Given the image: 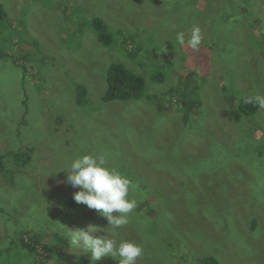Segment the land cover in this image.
<instances>
[{"label":"rangeland","instance_id":"374dc122","mask_svg":"<svg viewBox=\"0 0 264 264\" xmlns=\"http://www.w3.org/2000/svg\"><path fill=\"white\" fill-rule=\"evenodd\" d=\"M252 2L222 0L213 14L207 0H0V264H93L64 236L112 231L67 183L83 155H103L135 186L114 238L143 248L137 264H264V109L242 111L264 96V0L250 15ZM228 5L259 40L253 53L237 44L244 27L226 30ZM112 64L143 78L141 99L103 101Z\"/></svg>","mask_w":264,"mask_h":264},{"label":"clouds","instance_id":"9594fccd","mask_svg":"<svg viewBox=\"0 0 264 264\" xmlns=\"http://www.w3.org/2000/svg\"><path fill=\"white\" fill-rule=\"evenodd\" d=\"M176 39L182 46L186 42L183 33H178ZM202 39L200 27L193 26L187 45L194 50L198 49ZM244 102L264 109V96H248ZM64 171L67 173V183L80 189L74 193V201L96 210L108 221L104 229L112 230L111 234L102 231L106 235L95 236L94 233L101 230L94 225L86 229L67 228L64 236L72 248L91 253L93 264L103 257H110L118 261V264H137L138 258L143 255V248L134 242L114 238L116 232L128 223L130 214L137 207V200L129 198L130 191L135 190L132 182L117 169L107 167L103 155L78 157Z\"/></svg>","mask_w":264,"mask_h":264},{"label":"trees","instance_id":"16d2710c","mask_svg":"<svg viewBox=\"0 0 264 264\" xmlns=\"http://www.w3.org/2000/svg\"><path fill=\"white\" fill-rule=\"evenodd\" d=\"M207 1L209 3V7L211 6L212 8H214L216 6V3L220 4L222 0H207ZM255 5H256V0L254 3L252 2L250 5L247 6V9L250 15L253 13H256ZM212 11H213V14L216 13L213 9ZM227 16H228V20H226ZM5 17H6V12L4 11L3 7L0 5V20H3ZM220 18L222 19V21L228 24L227 29H226L227 31L229 28L230 32H232L233 31L232 28L237 27V25L244 27L241 33V36L244 37L243 43H241V39L237 37L236 38L237 44L243 48V51H252L253 53L252 46L253 47L258 46L260 42L259 40H256L257 37L251 31H250V34L249 32H247L246 23L242 21L241 16L238 14H231V11L228 5L226 8H224L221 11ZM216 19H218V16H216ZM94 27L96 31L99 33L98 39L102 44H105L106 46H108L113 43L112 41L113 37L107 31L105 22L102 19L100 18L96 19L94 23ZM262 38L264 39V35H262ZM243 56H246V53L243 52ZM107 85H108L107 87L108 89H107L105 96L103 97V101L106 103L115 102V101L129 102L132 100H139L144 95L145 84H144L143 78L129 71L126 68V66L123 64H112L110 66L108 70V74H107ZM77 89H78L77 90L78 92L77 103L78 105H83V103L86 101L85 98L87 96V90L82 85H79ZM245 98L243 99L242 103L243 105H246L247 108L242 109L243 113H246L249 115V114L257 112L260 109L258 106L254 104H246L244 102ZM246 109H248V111H246ZM10 171L12 173L15 172L13 170H10ZM255 227H256V224H254V228ZM26 237L23 240V247L26 249H29L31 252L37 250L39 241H37L34 238H30L29 241L34 245L33 246L32 244L26 243ZM48 251L50 252V250ZM202 260H203V264H220L212 256H206Z\"/></svg>","mask_w":264,"mask_h":264}]
</instances>
